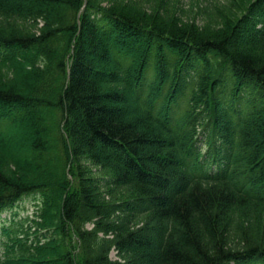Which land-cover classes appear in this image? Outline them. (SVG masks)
I'll return each instance as SVG.
<instances>
[{"label": "trees", "instance_id": "1", "mask_svg": "<svg viewBox=\"0 0 264 264\" xmlns=\"http://www.w3.org/2000/svg\"><path fill=\"white\" fill-rule=\"evenodd\" d=\"M257 5L0 0V264H264Z\"/></svg>", "mask_w": 264, "mask_h": 264}, {"label": "rangeland", "instance_id": "2", "mask_svg": "<svg viewBox=\"0 0 264 264\" xmlns=\"http://www.w3.org/2000/svg\"><path fill=\"white\" fill-rule=\"evenodd\" d=\"M133 4L145 12L160 17L176 19L180 22L194 23L197 27L208 30L218 29L225 21L238 22L243 18H253L260 5L258 0H122ZM254 10V11H253ZM225 20V21H223ZM26 204H18L14 210L20 217L24 215ZM29 208V207H28ZM29 217V216H28ZM9 218V217H8ZM14 218V217H13ZM6 215L0 216V221ZM13 220V219H12ZM11 223V219L7 220ZM1 225V223H0ZM50 235V234H49ZM76 253V252H75ZM114 254H112L113 256Z\"/></svg>", "mask_w": 264, "mask_h": 264}, {"label": "water", "instance_id": "3", "mask_svg": "<svg viewBox=\"0 0 264 264\" xmlns=\"http://www.w3.org/2000/svg\"><path fill=\"white\" fill-rule=\"evenodd\" d=\"M84 7H85V4H84V6L82 7V9H84Z\"/></svg>", "mask_w": 264, "mask_h": 264}]
</instances>
